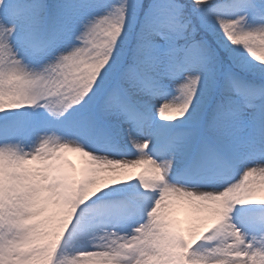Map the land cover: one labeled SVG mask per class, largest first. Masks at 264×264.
I'll use <instances>...</instances> for the list:
<instances>
[{"label":"snow or ice","instance_id":"6c2138e0","mask_svg":"<svg viewBox=\"0 0 264 264\" xmlns=\"http://www.w3.org/2000/svg\"><path fill=\"white\" fill-rule=\"evenodd\" d=\"M0 264H264V0H0Z\"/></svg>","mask_w":264,"mask_h":264},{"label":"rangeland","instance_id":"374dc122","mask_svg":"<svg viewBox=\"0 0 264 264\" xmlns=\"http://www.w3.org/2000/svg\"><path fill=\"white\" fill-rule=\"evenodd\" d=\"M70 158L73 159L74 162L79 161V157L77 154H70ZM134 171H139V170H134Z\"/></svg>","mask_w":264,"mask_h":264}]
</instances>
